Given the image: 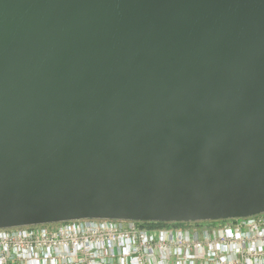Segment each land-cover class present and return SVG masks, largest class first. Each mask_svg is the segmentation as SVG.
<instances>
[{"label":"water","instance_id":"95a60500","mask_svg":"<svg viewBox=\"0 0 264 264\" xmlns=\"http://www.w3.org/2000/svg\"><path fill=\"white\" fill-rule=\"evenodd\" d=\"M264 213V0H0V228Z\"/></svg>","mask_w":264,"mask_h":264},{"label":"built area","instance_id":"2783aa9c","mask_svg":"<svg viewBox=\"0 0 264 264\" xmlns=\"http://www.w3.org/2000/svg\"><path fill=\"white\" fill-rule=\"evenodd\" d=\"M141 222L0 228V264H264V213L161 227Z\"/></svg>","mask_w":264,"mask_h":264},{"label":"trees","instance_id":"16d2710c","mask_svg":"<svg viewBox=\"0 0 264 264\" xmlns=\"http://www.w3.org/2000/svg\"><path fill=\"white\" fill-rule=\"evenodd\" d=\"M141 224L145 227H161V226H169L171 224H182L180 222H152V221H142Z\"/></svg>","mask_w":264,"mask_h":264}]
</instances>
